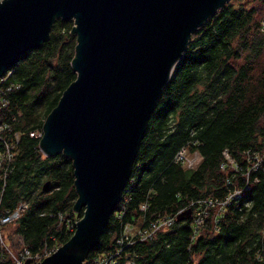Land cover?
<instances>
[{"label":"trees","instance_id":"obj_1","mask_svg":"<svg viewBox=\"0 0 264 264\" xmlns=\"http://www.w3.org/2000/svg\"><path fill=\"white\" fill-rule=\"evenodd\" d=\"M263 20L264 0H230L192 34L149 120L121 201L84 264L106 257L114 264H264ZM72 27L57 19L49 40L0 79V214L26 204L2 235H16L15 249L32 255L64 244L83 216L73 209L71 160L45 156L37 136L76 79ZM183 148L199 153L195 168L175 161ZM166 216L172 224L134 238ZM0 264H15L1 242Z\"/></svg>","mask_w":264,"mask_h":264},{"label":"water","instance_id":"obj_2","mask_svg":"<svg viewBox=\"0 0 264 264\" xmlns=\"http://www.w3.org/2000/svg\"><path fill=\"white\" fill-rule=\"evenodd\" d=\"M229 1H0V78L49 40L57 19L73 22L77 40L76 79L44 121L39 147L47 157L71 160L73 209L83 216L70 238L36 264H84L98 247L192 34Z\"/></svg>","mask_w":264,"mask_h":264},{"label":"built area","instance_id":"obj_3","mask_svg":"<svg viewBox=\"0 0 264 264\" xmlns=\"http://www.w3.org/2000/svg\"><path fill=\"white\" fill-rule=\"evenodd\" d=\"M263 27H264V20L262 22ZM9 74L12 73V70L8 72ZM5 77V76H4ZM3 78V77H2ZM0 78V79H2ZM31 135H35V134H31ZM38 137L42 136V133H38L37 134ZM226 159L228 162L233 163V161L230 159V157L228 156L227 153H225ZM201 157L199 155V153L194 152V153H189L188 150L186 148L181 149L176 157H175V161L179 164H181L183 167L185 168H189V169H193L197 166V164L199 163ZM236 167V166H235ZM235 193H238L237 191ZM26 204H20L14 211L10 212V213H1L0 214V232L2 229V226L5 224H9L12 221H15L19 216L20 213L23 209H25ZM174 218L171 217H163L160 218L158 220H156L155 222H153L152 224H150V226L148 228H145L144 230H140L135 234V237H137V239L142 240L145 239L149 236H151L152 234H154L157 230L161 229L162 227L165 226H169L170 224H172ZM203 223V216L200 215L196 221L195 224L198 226H201ZM134 234V233H133ZM0 242H2V234L0 233ZM5 248H7L5 246ZM8 249V248H7ZM10 255L12 256V258L14 259L15 264H24L26 260H33L36 263L41 261L45 256L51 254V251H45L42 254H35L32 255L27 249L22 248L20 250V252H18V255L13 254L11 252L10 249H8ZM48 252V254H47ZM116 262V260H113L112 257H106V258H102L98 261V264H114ZM133 262L131 260L127 261V264H132Z\"/></svg>","mask_w":264,"mask_h":264},{"label":"rangeland","instance_id":"obj_4","mask_svg":"<svg viewBox=\"0 0 264 264\" xmlns=\"http://www.w3.org/2000/svg\"><path fill=\"white\" fill-rule=\"evenodd\" d=\"M1 1V0H0ZM251 2L253 3L254 0H251ZM262 125L264 126V117L262 119ZM83 212V211H81ZM1 234L3 233V230L1 229ZM133 233V232H130ZM10 240V241H9ZM4 246H6L8 249L11 250V252L13 254L18 255V252H20L21 248H19L18 250H16L15 248L21 246V240L14 234L11 235V233L9 231H5V235H2V242H1ZM17 251V252H16ZM48 254V252H47Z\"/></svg>","mask_w":264,"mask_h":264},{"label":"bare ground","instance_id":"obj_5","mask_svg":"<svg viewBox=\"0 0 264 264\" xmlns=\"http://www.w3.org/2000/svg\"><path fill=\"white\" fill-rule=\"evenodd\" d=\"M3 79V78H2ZM167 217V216H166Z\"/></svg>","mask_w":264,"mask_h":264}]
</instances>
